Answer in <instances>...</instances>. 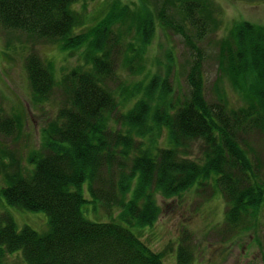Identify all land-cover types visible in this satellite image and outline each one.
I'll return each instance as SVG.
<instances>
[{
	"label": "trees",
	"instance_id": "16d2710c",
	"mask_svg": "<svg viewBox=\"0 0 264 264\" xmlns=\"http://www.w3.org/2000/svg\"><path fill=\"white\" fill-rule=\"evenodd\" d=\"M80 1L0 0V27L58 43L61 50H81L79 63L60 76L52 61L33 51L26 56L34 102L54 97L58 109L41 128L27 163L12 153L0 159V195L9 206L45 212L49 227L19 228L12 212L4 211L0 264L16 254L24 264H166L164 252L155 251L140 231L161 214L159 196L199 185L221 191L225 225L235 236L259 232L264 24L243 20L224 40L229 50L222 62L238 103L226 92L215 100L206 93L202 42L213 24L212 0H106L92 23L87 8H77ZM158 26L182 37L188 48L185 74L171 76L172 50L165 73L158 62L157 69L148 66ZM19 118L0 113V132H19ZM196 142L201 154L192 157ZM87 180L91 198L82 190ZM87 202L98 205L103 220L85 215ZM188 238L186 233L178 247V264L194 260L196 248Z\"/></svg>",
	"mask_w": 264,
	"mask_h": 264
},
{
	"label": "rangeland",
	"instance_id": "374dc122",
	"mask_svg": "<svg viewBox=\"0 0 264 264\" xmlns=\"http://www.w3.org/2000/svg\"><path fill=\"white\" fill-rule=\"evenodd\" d=\"M212 1L213 24L202 42L206 54V93L210 99L215 100L216 95L226 92L232 101L240 103V95L229 78L226 65L222 62L226 56L225 52L229 50L228 43L224 40L227 41L238 22L249 20L264 24V0ZM106 5L105 0H82L77 4V8L86 7L89 21L92 23L96 15H102ZM215 20L218 21L217 25L214 24ZM60 47L58 43L45 42L30 37L25 32L0 27V113L14 112L20 116L22 123L19 132L12 135L0 132V159L5 160L12 153L20 162L27 163L31 149L39 143L41 128L56 115L58 102L54 97L44 102H34L25 59L30 51L36 52L46 61H52L60 76L79 63L81 52L69 48L61 50ZM169 50H172L175 57L171 76L185 74L188 67V48L182 37L167 34L158 26L154 43L148 51V66L157 69L158 62L157 64H161L158 67L165 73ZM182 79L184 81V77ZM180 80L177 77L175 81L178 83ZM54 94L58 95L57 92ZM261 143L264 146V137ZM193 145L190 156H199L201 142ZM4 182L5 176L0 169V188ZM82 190L88 198L92 197L88 180L82 184ZM159 203L162 212L157 221L153 226L142 229L140 233L152 248L164 252L166 264H178V246L185 243L186 233H189L186 242L192 241L196 248L191 264H264V219L258 227L259 232L253 228L243 232L241 236H235L225 225L227 202L220 190H214L213 186L194 187L173 197L159 196ZM6 210L12 212L19 228L29 224L36 230L45 232L49 227V218L45 212L9 206L0 195V215ZM98 210L95 202H87L84 206L88 218L103 220L104 214ZM257 233L261 235V241L257 240ZM227 235L231 237L227 239ZM8 264L24 262L16 254Z\"/></svg>",
	"mask_w": 264,
	"mask_h": 264
}]
</instances>
